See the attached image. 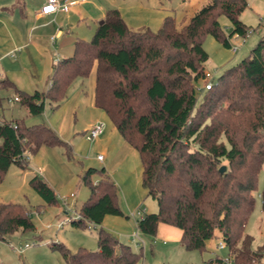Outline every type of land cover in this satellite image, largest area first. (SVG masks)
I'll return each mask as SVG.
<instances>
[{
    "label": "trees",
    "instance_id": "16d2710c",
    "mask_svg": "<svg viewBox=\"0 0 264 264\" xmlns=\"http://www.w3.org/2000/svg\"><path fill=\"white\" fill-rule=\"evenodd\" d=\"M247 6L248 0H209L181 24L166 15L156 30L135 29L118 7H109L92 37L78 38L74 53L56 62L47 90L29 93L9 78L0 80V90L10 86L29 113L38 115L47 101L58 106L70 84L94 70L95 105L138 150L142 184L158 203L157 211H145L137 220L139 231L155 236L160 223L171 224L181 229L180 243L187 250L203 251L219 237L235 264H261L264 244L254 245L246 226L264 167V34L245 58L221 72L212 88L196 84L206 74L205 36L232 47L231 37L247 36L251 28L241 19ZM222 15L232 25L228 35ZM44 145L61 147L68 159H76L74 146L50 125L0 120V181L12 164L26 169L28 154ZM81 179L89 195L72 224H94L98 247L79 246L72 252L54 243L53 248L67 264H137L142 250L135 251L102 225L110 214L128 217L107 168L88 167ZM29 183L45 202L56 201L55 190L38 174ZM260 197L264 211V187ZM28 211L22 203L0 202V240L34 230ZM207 262L225 264L219 254Z\"/></svg>",
    "mask_w": 264,
    "mask_h": 264
},
{
    "label": "rangeland",
    "instance_id": "374dc122",
    "mask_svg": "<svg viewBox=\"0 0 264 264\" xmlns=\"http://www.w3.org/2000/svg\"><path fill=\"white\" fill-rule=\"evenodd\" d=\"M136 1L144 3V8H139L144 11L142 14H137ZM208 1L123 0L125 6L131 8L124 9V16L128 25L135 29L147 25H140L141 23L140 26L134 25L133 20L137 23L144 19L152 23L155 21L153 17L158 12L161 15L157 27L163 19L161 16H165L168 12H172L181 24L193 14L195 8ZM220 19L228 35L232 25L226 16L222 15ZM241 19L251 28L247 36L235 34L231 37L232 46H237L236 51L232 47L223 46L211 34L205 36L203 45L209 54L205 68L211 75L210 80H216L226 67L245 58L264 34V0H248V6L242 12ZM205 81L206 78H202L196 83L198 89L204 86ZM94 90L95 72L92 70L84 81L76 78L70 84L65 97L58 103V106L54 102L47 101L45 111L38 115L27 113L25 106L19 100L14 99L16 94L13 89L2 88L0 90L2 97L0 107L4 109L7 116L23 119L27 124L47 122L60 137L74 146L76 154V159H68L61 147L44 145L35 154H28L26 169L16 164L10 166L0 181V202H16L27 206L35 228L24 232L16 231L7 240H0V260L4 264H67L61 251L53 248L54 243H62L72 252H75L79 246L92 250L97 249V229L94 224L89 223L87 226L78 227L72 222L62 226H59V223L65 217L78 214L81 204L89 195L88 186L81 179L82 172L88 167L101 168L104 164H107L109 174L118 185V203L128 217L110 214L104 218L102 225L120 241L129 243L135 251L142 250L143 257L137 264H203L216 254L221 257L226 256L227 248H217L219 237L211 239L207 249L200 251L187 250L180 246V241L172 235L179 231L178 227L171 224L160 223L161 226L159 225L155 236L139 231L137 227V220L140 218L138 209L156 211L158 203L147 195L142 184V161L138 150L133 145L121 136L119 140L117 138L112 141L109 151H105L103 143L99 142L98 138L91 141L83 134L88 124L90 126L98 121L104 122L103 132H105L108 123L111 122L107 113L96 106L106 115L103 119L98 118L96 108L94 104H91L94 99ZM99 154L105 159L99 160ZM113 160L120 170L118 176L124 189L119 180L113 177ZM39 167L43 169L42 174L38 171ZM35 174L48 181L55 190L56 201L54 203L45 202L29 183L30 178ZM96 178V175L92 176L93 180ZM263 187L264 167L259 173L255 190L256 203L246 226V232L254 237V245L264 244V211L260 197ZM164 228L170 231L165 232ZM138 231L144 240L143 245L135 236ZM26 243L29 246L26 247ZM11 244L21 246V249H13Z\"/></svg>",
    "mask_w": 264,
    "mask_h": 264
},
{
    "label": "crops",
    "instance_id": "0c3cea01",
    "mask_svg": "<svg viewBox=\"0 0 264 264\" xmlns=\"http://www.w3.org/2000/svg\"><path fill=\"white\" fill-rule=\"evenodd\" d=\"M46 2L47 0H0V80L9 78L16 87L29 93H33L35 90L45 91L48 89L56 62L74 53L75 41L78 38L90 39L92 37L109 7H118L124 19V9H131L125 6L123 0H82L73 4L68 11L59 10L42 14L40 11ZM136 2L137 14H142L144 11L139 10V8H144V3L143 1ZM168 14H172V12H168L165 16ZM160 15L158 12L153 17L155 21L152 23L154 25L150 20L144 19H138L140 22L137 23L133 20L132 23L138 26L150 25L153 27L149 26L151 29L156 30L161 26V24L156 26L160 21ZM165 16L162 15L161 18L164 19ZM4 89L13 88L8 86ZM91 104H94L96 108L95 90ZM26 110L30 114L27 108ZM95 111L98 118H104L105 114L98 108ZM10 119L14 118L7 116L4 109L0 107V120ZM43 123L48 124L47 122ZM88 125L84 129L85 137L92 124ZM117 138L119 140L121 135L112 122H109L106 131L98 137V140L103 143L104 150L109 151L112 141ZM104 159L103 156L102 160ZM103 166L107 168V164ZM38 171L43 173V169L40 167ZM119 171L113 160V177L118 179L122 185L118 176ZM122 188L124 189L123 185ZM146 212H154V210L150 209ZM178 230L176 234L172 235L180 241L182 231L180 228ZM164 231L169 232L170 229L164 228ZM180 246H182L181 243ZM1 263L3 262L1 261Z\"/></svg>",
    "mask_w": 264,
    "mask_h": 264
},
{
    "label": "built area",
    "instance_id": "2783aa9c",
    "mask_svg": "<svg viewBox=\"0 0 264 264\" xmlns=\"http://www.w3.org/2000/svg\"><path fill=\"white\" fill-rule=\"evenodd\" d=\"M82 0H47V2L42 6L41 8V13L42 14H49V13H53V12H56V11H59V10H62V11H68L70 10L71 6L73 4H76L78 2H80ZM233 50L236 51L237 49V46H232ZM209 76L210 73L206 71V74H205V78H206V81H205V84L203 86V89H210L212 88L215 80H210L209 79ZM15 100H19V96H15L14 97ZM105 129V124L104 122H101V121H98V122H95L94 124H92L89 129H88V132L86 134V137L90 140H95L96 138H98L104 131ZM98 158L99 159H103V156L102 155H98ZM145 212V210L143 209H138V213H139V216L141 217L143 215V213ZM79 217V214H76L75 216H71V217H65L62 221H60L59 223V226H62V225H66L70 222H72V220H74L75 218H78ZM135 236L137 237L138 239V242L139 243H142V245L144 244V240L142 238H140L139 236V231L135 233ZM12 248L13 249H17L19 250V248L21 249V246L20 247H17L16 245L14 244H11ZM26 247L29 246L28 243H26L25 245ZM217 248L218 249H224L226 248V243L224 240L220 239L219 240V243L217 245ZM223 261L225 264H235L233 262V258L226 255L224 257H222ZM0 263H1V260H0ZM145 264V263H143ZM203 264H208L207 261H204ZM261 264H264V259L262 261Z\"/></svg>",
    "mask_w": 264,
    "mask_h": 264
},
{
    "label": "water",
    "instance_id": "95a60500",
    "mask_svg": "<svg viewBox=\"0 0 264 264\" xmlns=\"http://www.w3.org/2000/svg\"><path fill=\"white\" fill-rule=\"evenodd\" d=\"M226 169V165H222L221 167H220V171H224Z\"/></svg>",
    "mask_w": 264,
    "mask_h": 264
}]
</instances>
